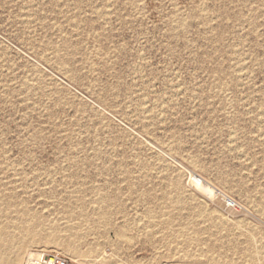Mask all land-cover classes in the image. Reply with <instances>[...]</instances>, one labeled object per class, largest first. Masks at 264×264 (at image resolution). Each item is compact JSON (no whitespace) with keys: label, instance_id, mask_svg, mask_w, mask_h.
<instances>
[{"label":"rangeland","instance_id":"374dc122","mask_svg":"<svg viewBox=\"0 0 264 264\" xmlns=\"http://www.w3.org/2000/svg\"><path fill=\"white\" fill-rule=\"evenodd\" d=\"M5 224L0 264H264V0H0Z\"/></svg>","mask_w":264,"mask_h":264},{"label":"built area","instance_id":"2783aa9c","mask_svg":"<svg viewBox=\"0 0 264 264\" xmlns=\"http://www.w3.org/2000/svg\"><path fill=\"white\" fill-rule=\"evenodd\" d=\"M231 201V200H229ZM25 264H80L71 257L57 251L36 249L26 256Z\"/></svg>","mask_w":264,"mask_h":264},{"label":"bare ground","instance_id":"6f19581e","mask_svg":"<svg viewBox=\"0 0 264 264\" xmlns=\"http://www.w3.org/2000/svg\"><path fill=\"white\" fill-rule=\"evenodd\" d=\"M193 182H194V184H202V182L200 181V179L197 177V176H195V177H193L192 176V179H191ZM7 225L5 224V225H2V229H0V249H1V246H2V243L5 241H7V239H8V237H7ZM43 249V248H42ZM44 250H48V249H44ZM67 250H69L68 248H67ZM58 252H60V251H58ZM62 253V252H61ZM14 254V253H13ZM63 254H65V255H67V256H69V257H71L70 255V253L69 252H63ZM72 258V257H71ZM74 259V258H73ZM77 260H79V259H77ZM0 261H2V258L0 259ZM206 261H207V259H206ZM5 263V262H4ZM87 263L88 264H96V261H87ZM171 263H173L174 264V262H170V263H167V264H171ZM210 263V262H209ZM228 264H237V262L235 261V260H231V261H229V262H227ZM10 264H16V262H15V260H12L11 262H10ZM175 264H177V263H175ZM179 264V263H178ZM181 264V263H180Z\"/></svg>","mask_w":264,"mask_h":264}]
</instances>
